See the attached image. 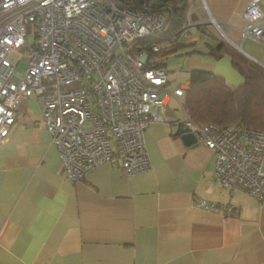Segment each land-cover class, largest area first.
Here are the masks:
<instances>
[{"label": "crops", "instance_id": "1", "mask_svg": "<svg viewBox=\"0 0 264 264\" xmlns=\"http://www.w3.org/2000/svg\"><path fill=\"white\" fill-rule=\"evenodd\" d=\"M248 2L188 0L195 24L170 52L184 55V81L161 61L170 53L158 60L169 89L188 88L197 69L229 87L242 84L230 55L209 53L222 40L264 69V42L243 34ZM164 100L143 132L147 170L129 175L105 163L72 181L61 172L37 99L22 98L0 143V264H264V208L214 178L213 152L200 141L184 143L177 122L185 110L171 94ZM201 200L235 213L202 209Z\"/></svg>", "mask_w": 264, "mask_h": 264}, {"label": "built area", "instance_id": "2", "mask_svg": "<svg viewBox=\"0 0 264 264\" xmlns=\"http://www.w3.org/2000/svg\"><path fill=\"white\" fill-rule=\"evenodd\" d=\"M169 4L0 0V143L9 135L20 100L33 96L61 172L70 180H81L105 163L129 175L147 170L144 129L157 119L164 94L183 106L186 89H169L168 72L148 65L147 51L136 42L161 37ZM189 12L179 34L170 36L173 42L195 24ZM242 17L243 34L264 42V0H249ZM158 49L151 44L152 51ZM177 123L213 152L214 178L223 187L245 191L264 208V129L198 124L186 111ZM197 206L235 213L228 204L201 200Z\"/></svg>", "mask_w": 264, "mask_h": 264}, {"label": "trees", "instance_id": "3", "mask_svg": "<svg viewBox=\"0 0 264 264\" xmlns=\"http://www.w3.org/2000/svg\"><path fill=\"white\" fill-rule=\"evenodd\" d=\"M123 6H141L148 0H116ZM170 4L165 9L169 18L161 37L138 39L140 49L147 51L148 65L163 66L159 57L170 53L178 46L170 36H177L186 22L188 0H161ZM162 40L166 41L165 44ZM159 45L157 51L151 50V44ZM209 53L220 57L230 55L231 64L242 74L244 81L237 87H229L223 78L211 71L197 69L189 71V86L183 94V108L191 119L198 124H211L219 127L244 126L264 129V69L231 47L225 41H219L210 47Z\"/></svg>", "mask_w": 264, "mask_h": 264}, {"label": "rangeland", "instance_id": "4", "mask_svg": "<svg viewBox=\"0 0 264 264\" xmlns=\"http://www.w3.org/2000/svg\"><path fill=\"white\" fill-rule=\"evenodd\" d=\"M184 55L183 54H176V53H170L169 55L163 57V59H161V61H163V63L166 65L165 67L170 70V71H178V81L179 82H183L185 79V72L182 71L180 69V67L182 66V61L184 60ZM161 58V57H159ZM24 68V63L21 62L18 65V70L22 71Z\"/></svg>", "mask_w": 264, "mask_h": 264}, {"label": "water", "instance_id": "5", "mask_svg": "<svg viewBox=\"0 0 264 264\" xmlns=\"http://www.w3.org/2000/svg\"><path fill=\"white\" fill-rule=\"evenodd\" d=\"M178 132L181 134V138L183 139L185 144L190 145L196 142L194 134L192 132L187 131L184 125H179Z\"/></svg>", "mask_w": 264, "mask_h": 264}, {"label": "bare ground", "instance_id": "6", "mask_svg": "<svg viewBox=\"0 0 264 264\" xmlns=\"http://www.w3.org/2000/svg\"><path fill=\"white\" fill-rule=\"evenodd\" d=\"M163 68V67H162ZM165 69V68H164Z\"/></svg>", "mask_w": 264, "mask_h": 264}]
</instances>
